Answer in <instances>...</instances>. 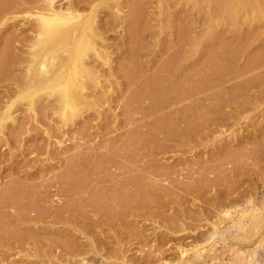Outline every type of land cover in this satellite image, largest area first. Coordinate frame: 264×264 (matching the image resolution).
<instances>
[{"label":"rangeland","instance_id":"obj_1","mask_svg":"<svg viewBox=\"0 0 264 264\" xmlns=\"http://www.w3.org/2000/svg\"><path fill=\"white\" fill-rule=\"evenodd\" d=\"M235 1L0 0V264H264V0Z\"/></svg>","mask_w":264,"mask_h":264},{"label":"bare ground","instance_id":"obj_2","mask_svg":"<svg viewBox=\"0 0 264 264\" xmlns=\"http://www.w3.org/2000/svg\"><path fill=\"white\" fill-rule=\"evenodd\" d=\"M244 2H246L245 0H243V4H244ZM234 3H238V5H240L239 3H242V1L241 0H236ZM233 3V4H234ZM232 8H233V5H232ZM68 15V14H67ZM67 15L66 14H61V13H51L50 12V14L49 15H41V16H39L38 18H37V31H39L41 34H42V36L43 35H45L48 39H51L50 41H53V39H60V40H65L64 38H66L67 36H71L72 35V31H73V27L72 26H74V25H72V26H69L68 28H66V26L64 27V25L67 23V20L68 19H70L69 17H71L70 15L71 14H69V16L67 17ZM83 25V24H82ZM86 25V24H85ZM69 29V30H68ZM72 29V30H71ZM91 30V29H90ZM71 33L70 35H69V32ZM38 32V33H39ZM83 32H84V29H82V35H83ZM91 32H92V30H91ZM39 33V34H40ZM93 33V32H92ZM40 34V35H41ZM87 34V33H86ZM86 34H84L83 35V37L81 36L80 37V39H79V41L76 43V45H75V48H74V51H73V54L71 55V57H70V61H71V64L70 65H68V67H67V69L65 70V73H64V76L62 77V78H60L59 79V81H58V85L60 86L59 87V90H60V94H59V92H57L58 93V95H57V103H59L57 106V109H59L60 108V106H61V108H62V112H61V114H59V117H60V115L62 116L63 114H64V116H65V114L67 115V118L66 119H64V117H62L63 118V120H69L70 118H71V116H70V114H72L73 115V117H75V116H77V115H75L74 116V112H75V110L76 109H79L78 108V103L77 102H79V101H77V100H79V97H77L78 96V94H77V92L79 91L78 89H80L81 88V85L79 84L80 82V80H78L79 79V76H80V78H81V83H82V75L84 74V72L82 71V68H81V63L83 64V66H84V61L83 62H81V60H84V59H82V56L86 53V48H88V46L89 45H91V46H93L92 44H95V43H93L94 42V40L95 39H92V37H88V36H90V35H86ZM94 34V33H93ZM45 36H44V38H45ZM43 38V40H46L47 38H45L44 39ZM88 38V39H87ZM67 39H72V37L70 38V37H68ZM90 39H92V44H91V42H87V41H90ZM48 41V40H47ZM49 42V41H48ZM87 44H89L88 46H87ZM95 46V45H94ZM91 49V48H90ZM93 50V48L90 50V51H92ZM43 51L44 50H42V53H43ZM68 51H69V49H68ZM41 52V51H40ZM85 52V53H84ZM88 52V51H87ZM30 54H32V53H30ZM34 54V53H33ZM32 54V55H33ZM40 53L38 52V55H39ZM87 54V53H86ZM96 54V53H95ZM36 55V54H35ZM37 56V55H36ZM40 56H41V54H40ZM84 56H86V55H84ZM84 56H83V58H84ZM97 56H98V54H97ZM36 59H37V57H36ZM39 59H40V57H39ZM38 59V60H39ZM65 60V62H66V59H64ZM36 62H38L37 60H36ZM64 63V62H63ZM40 65H42V68H41V70L40 71H42V72H45V73H47V71L46 70H44V69H46L45 68V64L44 63H42L41 62V64ZM64 65V64H63ZM44 67V68H43ZM65 68V67H64ZM32 69V68H31ZM86 69V68H85ZM29 70V69H28ZM86 70H88V69H86ZM62 71V70H61ZM27 72H29V71H27ZM30 72H31V70H30ZM83 72V73H82ZM88 72V71H87ZM92 72V71H91ZM60 73V72H59ZM82 73V74H81ZM31 74V73H30ZM44 74V73H43ZM55 74V73H54ZM85 74H86V72H85ZM88 75H89V77L90 78H88V79H91V77L92 76H94L93 74L91 75V74H89V73H87ZM25 75H26V73H25ZM91 75V76H90ZM27 76V75H26ZM31 76V75H30ZM29 76V77H30ZM52 77V76H51ZM86 77H88V76H86ZM31 78V77H30ZM93 78H95V79H91V80H93L92 82H94V81H96L97 83H98V79L96 78V77H93ZM50 79V78H49ZM24 80H26V79H24ZM28 80H31V79H28ZM47 79H43V81H46ZM52 80V79H51ZM42 81V82H43ZM38 82H39V80H37V84H38ZM79 82V83H78ZM22 83H23V81H22ZM21 83V84H22ZM25 83H28V81L26 80V82ZM33 84V83H32ZM31 84V85H32ZM36 84V83H35ZM35 84H33V85H35ZM84 84V83H83ZM24 85V84H23ZM32 85V86H33ZM30 86V85H29ZM31 86V87H32ZM100 86V85H99ZM85 87V86H84ZM83 87V88H84ZM101 87V86H100ZM78 90V91H77ZM12 90L10 89V91L8 90L7 92H5V93H7V95L9 96L10 94H8V92H11ZM13 91L15 92V90L13 89ZM52 92H54V91H52ZM52 92H50L49 94H48V96L50 95V94H52ZM14 93H12V95H13ZM54 94H56V92L55 93H53L52 94V96L54 95ZM75 94H77V95H75ZM4 96V95H3ZM50 97V96H49ZM60 97V98H59ZM78 98V99H77ZM76 104H77V107L75 108V106H76ZM60 112V111H59ZM70 117V118H69Z\"/></svg>","mask_w":264,"mask_h":264}]
</instances>
